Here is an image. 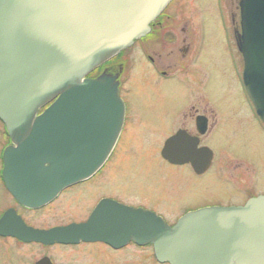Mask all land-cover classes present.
I'll list each match as a JSON object with an SVG mask.
<instances>
[{
    "label": "water",
    "instance_id": "1",
    "mask_svg": "<svg viewBox=\"0 0 264 264\" xmlns=\"http://www.w3.org/2000/svg\"><path fill=\"white\" fill-rule=\"evenodd\" d=\"M170 1L0 0V120L11 141L3 179L18 203H48L106 161L123 103L116 76H85L144 37ZM239 8L244 83L264 122V0H240ZM18 223L6 213L0 235L15 236ZM32 234L45 243L149 244L168 264H264V196L189 212L173 226L143 209L101 203L84 223Z\"/></svg>",
    "mask_w": 264,
    "mask_h": 264
},
{
    "label": "flooded vegetation",
    "instance_id": "2",
    "mask_svg": "<svg viewBox=\"0 0 264 264\" xmlns=\"http://www.w3.org/2000/svg\"><path fill=\"white\" fill-rule=\"evenodd\" d=\"M221 1L223 5V18L224 11L230 15V3L228 2L227 4V0ZM163 17L167 20L162 19L159 21H153L150 24V30L147 35L133 43L135 44L140 41L143 44L142 51L144 52L152 68L157 72V75L161 76L164 81H170L171 79L175 78L174 72L177 67V65L174 67L170 64H167L169 62V60H167L168 57L166 58L165 62H163V59L165 58H163L164 54L162 53V38L167 43L169 42V45L178 44L177 47H180L182 52L185 51L184 53L188 54L189 46H187L186 43L184 44V41L187 40V36L181 34L185 32L189 33L191 30H193L196 33V51L195 55L193 54L196 56V59L200 55L199 52H202L207 40H213V42H216L222 48V50H225L224 55L227 58V68L232 71H227L226 78H229L228 80H230L231 76L235 88H239V91L242 94V100L247 105L246 107L248 111H246L245 107H243L247 116H244L243 114V118L241 117L239 119L240 122L236 120L233 121L232 116L225 114V107H221V104L218 101H212L211 99L201 100V102L194 104V102L189 98L191 96L186 91H182L180 95L181 98H184L183 100L178 99L177 104H175L174 102L176 101L173 100L164 104L165 101L148 102L144 98V100L130 99V101H126L124 97L121 96L122 79L124 78V74H126L131 68H136L137 64L134 63L129 66L126 61L120 59L115 60L114 63H111L110 60L106 61L96 69L98 73L95 76L88 75L87 78H95L103 73L116 76V81L118 83V94L122 99L124 108L123 124L116 144L114 145L110 155L90 177L64 188L55 199L48 203H45L39 207H27L18 203L7 191L2 175L4 166L2 164L0 155V205H4L0 207V219L3 215L9 213L13 217L17 218L19 222L15 236L0 235V264H58L53 256V251L55 249L73 250L80 247L87 248L90 250V252H92L91 256L94 257V261H89L88 264H90V262L91 264H144L143 261H134V259L138 257H126V250L129 247L141 250L146 249L149 251L153 264H167L161 263L156 259L153 252V247L149 244L138 245L133 241H129L121 247H113L101 241H80L78 243L68 244L47 243L46 241L45 243L35 240L33 237V231L47 233L50 229L55 227H64L71 224L84 223L90 218L95 208L101 203H105L106 205H112L113 203H116L130 208L143 209L156 214L164 221L168 220L169 218L163 215L160 209L158 210L155 205L149 206L147 204H137V202L133 200L130 201V193H132V195L134 194V189L131 187V185H135L134 183H131L134 178V172L130 169H125L124 167L122 168V163L128 156L123 158L121 165H115L114 169L112 168V171L109 172L110 178L107 180L108 188L111 186L115 194L108 192L110 194L104 193L99 195L93 204L90 207H87L88 209L86 208L83 219L72 221L66 224L50 225L46 227L37 226L28 219L29 215L36 217L39 213L41 214L44 211H50L51 208L61 199V197L65 196V198H67L70 194L79 189L86 188L96 179L103 176L104 172H106L109 167L108 162L111 160L116 149L118 148L125 132L129 109L135 111L137 115L139 109L143 111L142 113L144 119L141 114H139V117L137 118L138 122L135 125H137L139 122H151L146 121V111L147 116L153 117V122L156 125L155 129L149 125L141 124L140 130L147 129L153 133L157 132V128L161 130L164 128L169 129L167 133H163L161 130L159 131L162 133L158 140L160 143L156 152L159 161L162 162V166H165L179 174L188 172L191 181L194 180L193 186L195 187H192L193 190L189 194L185 193L184 189H182L180 192L177 191L176 193V199L178 198L177 196L181 195L183 192V194L185 193V196L188 197L189 200L183 202L175 201V209L178 211V213L174 219L172 217L174 222L191 211L214 206H242L250 199L264 195V161H262L260 157V161L256 162L252 156H249L255 162L254 164L248 156L247 161H242L237 159L235 156H232L223 159V165L219 167L214 165L216 153H214L215 149L210 145V141H212L217 134L225 133L223 129L231 126L234 127V130L240 129L241 132H245L246 135L247 131L250 132L254 140L257 138V141L259 139L260 142L264 144V123L257 116L253 104L249 100L246 93L242 79L243 60L240 53L237 51L236 44L234 47L233 41L230 37L231 27H228L226 21L224 20L217 21L216 23L215 21L208 23H206V21H187L185 23V27H182L181 30L171 29L170 31L167 30L168 26L163 24V22H166L167 25L171 26L172 23H170V17L165 15ZM233 17H235V14ZM209 23L210 25H208ZM175 26L176 25L173 24L171 28H175ZM233 28L234 31L238 29V23L235 24L233 22ZM167 34L171 37V39H167ZM171 35L176 36L175 38H172ZM210 36H212V39ZM172 50L169 51V56L174 58L175 52L172 53ZM196 53L199 54L197 55ZM120 54L116 56L120 58ZM138 76L139 74L135 73L133 76L134 78L130 77L129 79L133 88L138 87V81L144 79L143 76ZM208 76V80L202 83L200 88L205 89L206 86H209V83H212V81L216 79L213 78V74L209 73ZM124 79H126V76ZM146 79H148L149 88H155L154 90L164 91L165 93L167 90L172 93L177 92L175 89L173 90L170 88V86H168L169 84L164 85V88L162 86L160 87V85L154 87L155 81L152 79L150 80L148 77H146ZM214 83L217 84V82ZM222 83V80H219L220 86ZM186 84H189V82H186ZM212 85L213 83L211 86ZM188 87L192 88L191 85ZM177 94L179 95V92H177ZM186 98L189 100H186ZM222 101L225 103V99ZM158 118L160 120L159 122L156 121ZM1 127L3 130L2 135H4L5 141L1 145L2 147L0 153H2L3 149L10 144V139L4 125L2 124ZM128 179H130L129 183L126 182ZM103 184L105 185V183ZM135 187L137 188L138 186ZM139 191H142L141 188ZM170 196L175 197L174 193L169 194V196L165 194L164 197L168 198ZM123 253H125V256L120 255ZM145 260L147 261V259Z\"/></svg>",
    "mask_w": 264,
    "mask_h": 264
},
{
    "label": "rangeland",
    "instance_id": "3",
    "mask_svg": "<svg viewBox=\"0 0 264 264\" xmlns=\"http://www.w3.org/2000/svg\"><path fill=\"white\" fill-rule=\"evenodd\" d=\"M238 1L239 0H227V4L228 2L230 3V15L224 11L222 18L223 5L221 0H172L168 4L167 8L163 10L160 15L154 19V21L166 19L163 17L164 15L167 17L169 16L170 23H172V25H176L175 28H171L172 25H167L166 22H163V24H166L165 26H168L167 30L171 31V29L181 30L182 27H185V23L187 21H206V23L215 21L216 23L217 21L224 20L226 21L227 26L231 27L230 37L235 47L233 22L236 24L238 17L234 18L233 13H236ZM208 25H210V23ZM217 33L219 34L218 31ZM181 35L187 36V40L184 41V44L186 43L187 46H189L188 54L184 53L185 51L182 52L180 47H177L178 44L169 45V42L167 43L163 40V38L161 40L163 42V58H165L163 59V62H165L166 58L168 57L167 60H169V62L167 64H170L174 67L177 65L174 72L175 78L171 79L170 81H164L161 76L157 75V72L152 68L144 52L142 51L143 44L140 41L133 44V47L131 46L130 48L122 51L120 58L113 56L109 59L111 63H114L115 60L120 59L126 61L129 66L134 63L137 64L136 68L133 67L128 70L126 74H124V78L126 76V79H122L121 96L124 97L126 101H130V99L141 100L144 98L148 102L165 101L164 104H166L168 101L173 100L176 101L174 103L177 104L178 99L183 100L184 98H181L180 95L182 91H186L191 96L189 98L194 102V104L201 102V100L211 99L212 101H218L221 104V107H225V114L231 115L233 121L236 120L240 122L239 119L241 117L243 118V114L244 116H247L245 112L248 111V109L246 107V103L242 100V94L239 91V88H235L231 76L230 80H228L229 78H226L227 71H232L227 68V58L224 55L225 50H222V48L216 42H213V40H207L202 52H199L200 55L196 59V56H194L196 51L195 31L191 30L189 33L185 32ZM171 36L172 38H175L176 35ZM210 38L212 39V36H210ZM167 39H171V37L168 35ZM171 50L172 53L175 52L174 58L169 56V51ZM199 53L196 54L198 55ZM97 68L98 67L93 69L87 74V76H95L98 73L96 71ZM135 73L139 74L138 77H140V75L143 76L144 79L139 80L138 87L133 88L129 79L130 77L134 78L133 76ZM209 73L213 74V78H216L212 81L213 85L211 86L212 83H209V86H206L205 89L200 88L201 84L208 80ZM146 77L155 81L154 87L160 85V87L162 86L164 88V85L169 84L168 86L179 92V95L177 92L172 93L169 90H167L165 93L164 91L154 90L155 88H149L148 79H146ZM219 80H222L223 82L221 86L219 84ZM186 82H189V84H186ZM214 82H217V84ZM189 85H191L192 88H189ZM223 99H225V103L222 101ZM186 100L189 99L186 98ZM243 107H245L246 111L243 109ZM142 112L143 111L139 109L137 115L135 111L129 109L126 129L122 136L121 142L111 160H109V167L101 178L96 179L86 188L75 191L67 198H65V196L61 197V199L51 208L50 211L42 212L41 214L43 215L40 213L36 217L29 215V218L27 217L29 221L37 226L46 227L50 225L66 224L72 221L83 219L86 208L90 207L99 195L108 192L115 194L111 186L108 188L107 180L110 178L109 172L112 171V168L114 169L115 165H121L123 158L128 156L124 159L122 168L124 167L125 169H130L134 172V178L133 181H131V183L135 184L131 185V187L134 189V194L132 195V193H130V201L133 200L137 202V204H147L149 206L155 205L158 210L160 209L163 215L169 218L166 220V223L170 225L173 224V219L178 213V211L175 209V201L183 202L189 200V198L185 196V193L189 194L193 190L192 187H195L193 186L194 180L191 181L188 172L180 173V175L179 173L161 165L162 162L159 161V158L156 154L160 143L158 140L162 134L159 132L161 129L157 128V132L153 133L147 129L140 130L141 124L149 125L154 127V129L156 126L153 122V117L147 116V111L146 121L151 122H139L137 125H135L138 122L137 118L139 117V114H141L144 119ZM156 121L159 122V118L156 119ZM1 126L2 124L0 122V150L2 147L1 145L5 141L4 135H2L3 130ZM161 131L163 133H167L169 129L164 128ZM223 131L225 133L217 134L214 139L210 141V145L215 149L214 153H216V160L214 162L215 166L220 167L223 165V159L232 156H235L237 159L242 161H247V156H252L256 162L260 161L259 157L262 159V161H264V144L261 143L259 139L257 141V138L254 140L250 132L247 131L246 135V133L241 132L240 129L234 130V127L232 126L223 129ZM250 160L255 164L253 159L250 158ZM129 180L130 179H128L126 182L129 183ZM103 183H105V185ZM135 186L138 187L136 188ZM138 188L139 190L141 188L142 191H139ZM182 189H184L185 193L183 194L182 192V194L177 196L178 198L176 199L177 191L180 192ZM172 193H174L175 197H164L165 194L169 196V194ZM2 206L4 205L1 204L0 207ZM126 251V257H138L134 259L135 262L143 261L144 264H153L151 261L150 252L146 249L141 250L129 247ZM91 254L92 252L84 247L73 250L55 249L53 251L54 259L58 264H88L89 261H94V257L91 256ZM120 255L125 256V253ZM145 259H147V261Z\"/></svg>",
    "mask_w": 264,
    "mask_h": 264
},
{
    "label": "bare ground",
    "instance_id": "4",
    "mask_svg": "<svg viewBox=\"0 0 264 264\" xmlns=\"http://www.w3.org/2000/svg\"><path fill=\"white\" fill-rule=\"evenodd\" d=\"M233 15H234V13H233ZM237 15H239V12H236L235 13V17L234 18H237L238 16ZM239 18V17H238ZM238 21V20H237ZM151 24V23H150ZM150 24H149V26H150ZM108 75H110V74H108Z\"/></svg>",
    "mask_w": 264,
    "mask_h": 264
}]
</instances>
